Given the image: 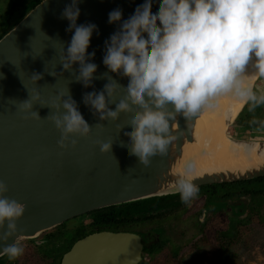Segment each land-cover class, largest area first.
Segmentation results:
<instances>
[{"label":"water","instance_id":"obj_1","mask_svg":"<svg viewBox=\"0 0 264 264\" xmlns=\"http://www.w3.org/2000/svg\"><path fill=\"white\" fill-rule=\"evenodd\" d=\"M70 2L40 0L0 36V182L7 186L5 197L25 206L16 220L15 235L6 242L0 241V248L5 243L11 244L15 237L19 243L35 241L45 232L101 209L179 194L175 191V177L188 162L194 164L193 182L198 187L264 177V162L245 168L196 166L189 149L199 144L197 125L209 107H204L187 123L178 116L172 125L176 139L170 143L168 152L163 156L153 155L147 166L137 156L130 155L122 146L130 141L121 128L127 126L128 113L121 112L116 120L99 121L82 102V95L101 91L107 82L101 77L108 71L102 63L104 40L118 27L107 22L109 11L120 7L124 19L142 0H79L77 24L93 22L99 30V35L93 32L87 49L95 50L92 62L97 64L89 87L74 79L78 65L74 64L72 71L63 70L59 59L72 35L71 31H65L69 21L60 17ZM152 4L155 5V0ZM33 73L41 74L35 83L31 80ZM109 74L119 84L127 83L125 77ZM258 79L256 76L249 79L253 89ZM33 91L39 93V100H32ZM61 92L65 99L68 93L76 101L91 126L88 136L70 135L69 139H75L76 144L65 148L58 145L61 133L50 119L64 111L62 107L59 111L52 107ZM123 94V87H118L116 96ZM26 99L32 102L27 112L20 109L21 101ZM112 100L110 108L115 107V97ZM31 111L40 118H32ZM229 139L245 149L255 148L256 154L264 156V139H240L232 135ZM98 142L112 143L109 151L101 152ZM6 230L7 221L0 233ZM141 253L138 235L100 231L77 240L63 254L60 264H138ZM4 256L0 255V259Z\"/></svg>","mask_w":264,"mask_h":264},{"label":"clouds","instance_id":"obj_2","mask_svg":"<svg viewBox=\"0 0 264 264\" xmlns=\"http://www.w3.org/2000/svg\"><path fill=\"white\" fill-rule=\"evenodd\" d=\"M79 0H71L60 13L69 21L66 32L72 35L60 53L63 70L72 71L78 65L75 80L89 87L97 64L92 62L95 50L88 52L93 32L99 35L93 22L77 24ZM122 9L109 11V24L117 29L104 40L102 63L108 71L101 91L86 92L82 102L99 121L116 120L127 112L126 131L130 144L122 145L130 155L145 166L153 155H165L176 139L172 125L181 116L187 121L204 107L212 106L217 97L231 94L249 104V110L264 104V91H254L247 83L252 76L264 78V0H142L132 14L122 19ZM252 67L251 74L247 69ZM109 73L125 77L121 85ZM41 74L33 73L35 83ZM123 95L116 96L118 87ZM61 92L52 107L63 108L61 115L50 119L60 131L58 145L75 146L70 135L88 136L91 126L83 118L76 101ZM114 108L109 105L113 103ZM33 91L32 100H39ZM58 101V102H57ZM44 106V105H43ZM32 102L21 101L20 109L30 111ZM32 118H40L31 111ZM171 122V123H170ZM99 126V123H98ZM100 151H109L110 142H98ZM194 164L188 162L175 177V191L185 204L199 193L194 183ZM0 182V229L7 221V230L0 233L6 242L17 231L16 220L25 206L3 194ZM15 237L11 244L0 248V255L14 260L23 254Z\"/></svg>","mask_w":264,"mask_h":264},{"label":"rangeland","instance_id":"obj_3","mask_svg":"<svg viewBox=\"0 0 264 264\" xmlns=\"http://www.w3.org/2000/svg\"><path fill=\"white\" fill-rule=\"evenodd\" d=\"M28 10L27 7L24 11L28 12ZM20 16L22 17L23 13H20ZM21 17L16 20L18 21ZM263 87L264 78H259L253 90L264 91ZM247 112L248 116H254L256 120L264 117V104L257 106L254 110L248 108ZM247 119L248 117L245 116L244 120ZM243 123L237 124L235 121L229 129L230 134L240 139H264V128L247 127L248 125ZM242 198H228L226 206L220 208L215 206V209L210 205V209H206L203 213V208L210 200L206 193H198L190 204L180 201V205L174 208L176 209L175 217L173 213L166 212L156 219L136 225V229L145 230L148 233L156 231L153 234L160 238L151 256H145V264H264V203L253 204L252 209L255 212L253 214L249 208L251 202L249 196H242ZM174 209L171 208L172 211ZM248 213H250V219L245 221ZM260 216L263 217L262 221ZM231 217L238 221L235 224V230L227 236L232 226ZM89 223L91 218L85 215L58 226L55 228L54 239L47 244L49 248L46 249L39 242L34 247L26 248L24 243L27 241H22L20 244L26 248L24 250L29 254L28 258H24L23 261L20 258L11 261L13 264H57L58 260L53 255H48L63 247L62 243L57 242V236L60 239H68L71 232L63 231L67 228L66 226H69L68 228L72 224L87 226ZM89 231L88 226L78 229L76 234H85ZM226 250L230 254L228 262L224 260L227 256Z\"/></svg>","mask_w":264,"mask_h":264},{"label":"bare ground","instance_id":"obj_4","mask_svg":"<svg viewBox=\"0 0 264 264\" xmlns=\"http://www.w3.org/2000/svg\"><path fill=\"white\" fill-rule=\"evenodd\" d=\"M251 67V66H250ZM253 70V71H252ZM248 73L254 69L248 68ZM250 84L251 81L247 80ZM245 102L231 94H223L216 98L210 110L200 119L197 129L201 138L199 144L189 149L194 155V161L199 168L217 166L219 168H233L240 166H256L264 162L262 154H256L255 148L245 149L243 145L233 143L229 139L228 124ZM188 156V155H186Z\"/></svg>","mask_w":264,"mask_h":264},{"label":"flooded vegetation","instance_id":"obj_5","mask_svg":"<svg viewBox=\"0 0 264 264\" xmlns=\"http://www.w3.org/2000/svg\"><path fill=\"white\" fill-rule=\"evenodd\" d=\"M35 0H0V5H1V13H0V35H3L4 32H6L8 29H10L16 22H17V18L21 17L20 13L26 14L27 12H25L24 10L28 7L29 10L31 9L30 5L33 4ZM26 6V8H25ZM28 10V11H29ZM232 198H239V199H243L242 196H235ZM209 203L206 207L203 208L202 212L204 213L206 211V209H210L209 206H216L217 208L220 207H224L226 206L225 204L228 201L227 196L224 195H219L218 198L215 199H209ZM180 196L179 194L176 195H171V196H164V197H159V199H156L154 201H152L150 204L144 205V207H142V210L140 212V214H142V216H144L143 220L145 218H147V220L145 221H149V220H153L156 219L157 217L163 215L164 213H173L172 215L175 217V210L174 208L178 207L180 205ZM232 201V200H230ZM233 202V201H232ZM224 203V205H223ZM215 207V209H216ZM174 209L173 211L171 210ZM218 210V209H217ZM96 214V213H95ZM92 215V213L88 214L91 218V223H89V225L87 226H83V225H70L71 227L68 228L69 226H66L67 228H65L63 231L65 232L66 230L71 232V236L68 239H57V242L62 243V246H66L68 244V249L65 250H61V251H56L55 253L53 252L52 255L54 256L55 259L58 260L57 264H60L61 258L63 256V254L65 252H67L71 246L79 239L83 238L84 236L91 234V233H95V232H100V231H111V232H131L134 233L136 235L139 236L141 244H142V253H141V261L138 264H145L146 263V259L145 256L150 257L152 254V251L154 250V248L157 246V243L159 241L160 238L157 237V235H154L153 232L156 233V231L153 230V232L148 233L147 231H143V230H139L136 229V225L138 226L139 224L143 223L144 221H140L139 223L135 224L132 223L131 225H127L124 227V229H109L108 227L99 230V231H89L87 233H85L83 235V237H79V233L76 234V232L79 230H81V228H85L88 227L90 228V225L92 224V222H94L97 219L96 215ZM205 216V215H204ZM137 217V216H136ZM172 218V217H170ZM207 219H205L206 221ZM203 223V222H202ZM55 230V229H53ZM52 231V230H51ZM50 232V231H48ZM46 233V232H45ZM41 234L38 237V241H27V243H24V246L27 248L29 247H34L35 244L37 242H39L42 246H44L46 248H49V246L47 244H49L52 241V238L47 236V234ZM74 236V237H73ZM73 237V241L69 242ZM59 240V241H58ZM56 242V243H57ZM21 245V244H20ZM23 247V245H21ZM0 264H13V262L11 260L8 259V257L5 255L4 257H2L0 259Z\"/></svg>","mask_w":264,"mask_h":264},{"label":"trees","instance_id":"obj_6","mask_svg":"<svg viewBox=\"0 0 264 264\" xmlns=\"http://www.w3.org/2000/svg\"><path fill=\"white\" fill-rule=\"evenodd\" d=\"M40 0H35L33 4L30 5L32 8L34 5H36ZM248 103L240 113V115L237 117L236 121L237 124H240L241 122L245 125H248L247 127H255V128H264V117H259L256 120V117L254 116H248ZM246 112V114H245ZM245 116L248 117L247 120H244ZM254 118V119H253ZM248 123V124H246ZM254 125V126H251ZM206 193L209 199H215L218 198L219 195H224L227 196V198H232L235 196H249L250 198V204L249 208L253 214L255 212L253 211L252 207L254 205H262L264 203V177L257 178L254 180H249V181H244V182H234V183H228V184H218V185H211V186H205V187H199V193ZM159 199V198H150L146 199L143 201H138L134 203H128V204H123V205H118V206H113V207H108L105 209H101L95 212H92V215L97 216V219L90 225V231H99L102 230L106 227L109 229H124L125 226L131 225L132 223H139L140 221H145L147 218H144L142 214H140L142 207L144 205L150 204L152 201ZM254 204V205H253ZM256 210V209H255ZM137 216V217H136ZM263 216V215H262ZM260 216V220H263V217ZM250 219V213L247 214V218H245V221ZM232 220V226L228 233L230 234H224L227 236H230L232 232L235 230V224L238 221V219H235L234 217H231ZM244 221V220H243ZM55 230H52L50 232H46L47 236L51 237L52 240L54 239L53 235L55 234ZM84 234H80V237H83ZM59 236H57V239ZM74 237V236H73ZM69 241H73L74 239ZM29 242V241H28ZM58 248V247H56ZM23 249H26L23 247ZM68 249V244L66 246H63L59 250L57 249L56 251H61V250ZM52 255V254H48ZM227 256L224 257V260L228 262L229 259V253L228 250H226ZM29 254L27 251L23 250V254L19 256L22 261L24 258H28ZM16 258L15 260H17Z\"/></svg>","mask_w":264,"mask_h":264},{"label":"crops","instance_id":"obj_7","mask_svg":"<svg viewBox=\"0 0 264 264\" xmlns=\"http://www.w3.org/2000/svg\"><path fill=\"white\" fill-rule=\"evenodd\" d=\"M264 88V87H263Z\"/></svg>","mask_w":264,"mask_h":264}]
</instances>
